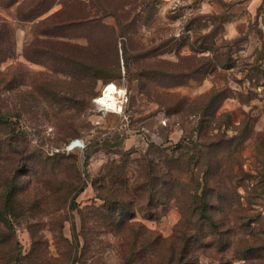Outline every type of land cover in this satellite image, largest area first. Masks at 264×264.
Listing matches in <instances>:
<instances>
[{"label": "rangeland", "instance_id": "obj_1", "mask_svg": "<svg viewBox=\"0 0 264 264\" xmlns=\"http://www.w3.org/2000/svg\"><path fill=\"white\" fill-rule=\"evenodd\" d=\"M102 1L112 7L123 4L119 0ZM16 7H0V21L8 20L15 27L13 54L0 62V112L7 120L0 127V170L10 172L27 152L35 154L33 159L38 164L54 154L74 155L87 181V187L76 198L83 207L94 200L101 204L91 181L108 159L121 160L132 150L135 153L131 158H139L150 143L175 147L184 138L201 142L208 137V141L223 142L227 148L220 171L223 179L226 177V182L236 189L237 194L231 195V199L247 205L249 191L257 185L252 199L255 204L247 210L251 220H255L254 234L244 231L231 234L232 248L237 247L235 242L239 239L264 243V151L257 147V138L264 132V0H134L127 9H133L132 16L137 17V22L126 39L118 40L119 56H114V43L108 40L92 42L96 54L85 48L76 51L80 56H71L111 68H116L119 60V75L108 81L73 79L62 69L63 63L54 59L57 56L38 54L45 46L54 50L68 47L36 42L32 23L15 20ZM106 22L114 24L115 20L107 18ZM124 42L126 56H123ZM70 43L89 45L86 37ZM26 46L33 56L24 55ZM207 46L210 49L202 51ZM215 52L231 56L233 67L213 72L212 66L204 65L208 63L204 58L215 56ZM144 68L156 70L149 72ZM165 72L170 76L166 77ZM107 85L115 87V94H122L119 88L126 92L120 114L112 110L99 112L95 100L102 98ZM217 90L229 96L217 110L222 121L201 131L200 110ZM102 102L113 107L117 97L114 102ZM118 136L123 139L120 146ZM76 139L83 142V147L68 150ZM64 164L70 166L72 160H65ZM135 166L130 162L129 168ZM69 175L62 166L58 180L54 181L52 176L46 180L57 188L59 180H69ZM31 176L30 170L26 177ZM49 191L42 183L31 182L22 194L25 199L21 209H29L36 198L47 197L42 210L27 213L32 221L48 222L55 214L66 215L67 200L57 199L55 194L59 196L60 190ZM62 191L66 197L65 189ZM74 215L79 225L80 217L76 211ZM137 220L143 219L139 216ZM143 222L170 238L180 229L181 216L172 209L157 221ZM4 230L0 222V231ZM41 232L53 243L48 227ZM63 233L71 238L69 222ZM113 234L104 229L96 232L88 264H120L118 239ZM18 236L23 250L28 252L32 241L25 223L18 225ZM49 250L56 253L55 244ZM232 254L229 251L227 257L232 258ZM250 260L264 264V247ZM203 261L209 262L210 258L204 257Z\"/></svg>", "mask_w": 264, "mask_h": 264}, {"label": "trees", "instance_id": "obj_2", "mask_svg": "<svg viewBox=\"0 0 264 264\" xmlns=\"http://www.w3.org/2000/svg\"><path fill=\"white\" fill-rule=\"evenodd\" d=\"M119 1L123 2L121 7H112L110 3L99 0H0V7L17 5L15 20L32 23L31 28L36 29V42L68 47L54 50L45 46L38 54L57 56L54 59L63 63L62 69L71 78L108 81L119 75V60L116 68H111L101 62H88L71 56H80L76 55V51L85 48L96 54L97 49L92 42L105 40L113 41L114 56H119L118 40L126 39L137 22V17L132 16L133 9H127L134 0ZM107 18H113L115 23L106 22ZM39 36L43 39L39 40ZM78 37H86L89 45L83 47L70 43ZM124 45L123 56H126L125 42ZM14 48V24L8 20L0 21V62L11 56ZM209 49L207 46L202 51ZM192 50L198 51L195 48ZM24 55L33 56L28 46ZM204 59L208 62L204 65L212 66L213 72L233 67L232 57L218 52ZM126 65L130 75L127 58ZM144 69L149 72L156 70ZM165 73L166 77L170 76ZM227 97L225 92L218 90L210 95L200 110L201 131L222 121L217 110ZM6 121L5 115L0 112V127ZM117 139L120 146L123 139L120 136ZM223 145V142L208 141V137L201 142L184 138L175 147L150 143L139 158H131L135 153L132 150L126 152L121 160L108 159L91 181L96 199L101 204L94 200L83 207L76 202V198L87 187V181L79 170L76 156L54 154L38 164L33 159L35 154L27 152L21 158L22 162L20 160L10 172L0 170V222L5 226V230L0 231V264H88L96 242L95 234L103 229L106 233L113 232L118 239L120 264H234L242 261L243 264H254L250 259L262 250L264 243L239 239L235 242L237 247L232 248L231 234L254 232L252 225L255 220H251L247 210L255 204L252 199L257 185L249 191L247 205L237 202L236 198L231 199V195L237 193L235 187L226 182V177L223 179V172L220 171L227 149ZM257 147L264 151V132L257 138ZM65 160H72V164L65 166ZM130 162L136 166L129 168ZM62 166L71 176L69 180H59L56 188L46 177L58 180ZM30 170L33 176L28 179L26 175ZM31 182L42 183L47 191L59 189V196L55 194L57 199L67 200L66 215L55 214L48 222L40 219L32 221L27 213L42 210L47 197L36 198L29 209H21L25 199L22 194L29 189ZM62 189H65L66 197ZM172 209L181 216V227L173 237L165 238L143 222L157 221ZM75 211L80 217L79 225ZM139 216L143 220H137ZM67 222L71 225V238L63 233ZM22 223L26 224L31 234L32 245L28 252L23 250L18 236V225ZM44 227L51 232L53 243L41 232ZM51 244H55L56 253L49 250ZM229 251L233 252L232 258L227 257ZM204 257L210 258V261L204 262Z\"/></svg>", "mask_w": 264, "mask_h": 264}, {"label": "built area", "instance_id": "obj_3", "mask_svg": "<svg viewBox=\"0 0 264 264\" xmlns=\"http://www.w3.org/2000/svg\"><path fill=\"white\" fill-rule=\"evenodd\" d=\"M108 86V85H107ZM106 86V87H107ZM118 87V86H117ZM119 88V87H118ZM120 91H122V94H120L119 92L116 94L117 95V108H113V109H106L103 105L98 104L95 100V103L97 105V107H99V112L102 113L103 111H107V110H112V112L114 113H122L123 111V106L125 104V96H126V92H124L122 89L119 88ZM108 112V111H107ZM83 147V142L80 139H76L74 140L70 146L68 147V150H76V149H80Z\"/></svg>", "mask_w": 264, "mask_h": 264}, {"label": "bare ground", "instance_id": "obj_4", "mask_svg": "<svg viewBox=\"0 0 264 264\" xmlns=\"http://www.w3.org/2000/svg\"><path fill=\"white\" fill-rule=\"evenodd\" d=\"M115 91H116V89H115V87L114 86H112V85H110V86H108V87H106L105 88V90L103 91V96H102V98H101V96L100 97H98L97 98V103L98 104H101V105H103L106 109H113V108H117V103L113 106V107H111V106H109V105H106V104H104L102 101H104V102H114L115 101ZM116 97H117V95H116Z\"/></svg>", "mask_w": 264, "mask_h": 264}]
</instances>
